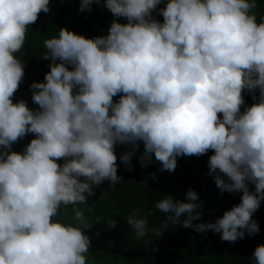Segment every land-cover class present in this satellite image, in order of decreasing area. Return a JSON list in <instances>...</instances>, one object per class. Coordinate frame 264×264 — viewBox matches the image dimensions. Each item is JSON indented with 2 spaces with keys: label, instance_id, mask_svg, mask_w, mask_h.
<instances>
[{
  "label": "clouds",
  "instance_id": "obj_1",
  "mask_svg": "<svg viewBox=\"0 0 264 264\" xmlns=\"http://www.w3.org/2000/svg\"><path fill=\"white\" fill-rule=\"evenodd\" d=\"M95 3L114 14L109 31L88 37L65 26L44 40L50 71L29 86L39 105L33 108L13 100L25 75L17 53L51 0H0V264H88L85 229L92 225L78 204L105 180H124L118 145L127 146L119 159L130 171L137 154L143 167L154 154L162 170H175L179 156L214 150L209 174L221 192H242L239 203L203 221L200 194L190 187L186 199L166 195L155 207L171 213L165 227L183 217L185 227L223 240L255 236L261 225L253 214L264 202V20L252 11L257 0H166L163 7L164 0H81L80 10L91 12ZM245 89L255 103L247 104ZM28 133L36 136L15 150ZM69 204L78 223L56 218ZM128 222L146 234L148 218L139 210ZM118 223L107 221L110 228ZM252 255L264 264V243Z\"/></svg>",
  "mask_w": 264,
  "mask_h": 264
},
{
  "label": "trees",
  "instance_id": "obj_2",
  "mask_svg": "<svg viewBox=\"0 0 264 264\" xmlns=\"http://www.w3.org/2000/svg\"><path fill=\"white\" fill-rule=\"evenodd\" d=\"M165 3L166 0L158 7ZM257 3L258 7L252 11L261 21L264 20V0H257ZM80 4L81 0H51V11H42L37 21L28 26L24 47L17 53L25 61V75L14 94V102L25 99L30 107H39L32 101L33 90L29 86L34 81H43L50 71L51 58H43L48 51L44 45L46 38L58 35L60 28L65 26L88 37L107 34L114 14L101 3H95L91 12L81 11ZM154 15L163 21L161 13L154 10ZM119 19L127 22L125 17ZM244 94L248 105L256 102L247 89ZM119 95L114 96V100H118ZM35 136V133H28L14 142L13 148L23 151ZM125 150V145L116 148L117 164L120 165L118 173L124 180L115 186L110 180H105L94 186L95 194L86 203L78 204L92 225L85 229L92 238L88 264H255L252 253L258 244L264 243V202L253 214L254 219L260 222L261 231L237 241L223 240L220 233L213 230L197 232L194 228L185 227L183 217L175 223L168 221L165 227L171 213L155 207L156 202L166 195L186 199L190 187L200 194L202 205L198 210L203 214V221H214L226 209L239 203L242 192H221L214 175L209 174L208 159L214 150L202 155L179 156L175 170H162V162L154 154L152 162L143 167L137 154L133 157L135 169L131 171L119 159ZM143 150L141 143L140 152ZM63 161L64 158H60V162ZM74 207L61 205L56 218L66 223H78ZM136 210L148 218V230L144 236H138L128 222V217ZM109 219H117L118 225L110 228L107 224Z\"/></svg>",
  "mask_w": 264,
  "mask_h": 264
}]
</instances>
